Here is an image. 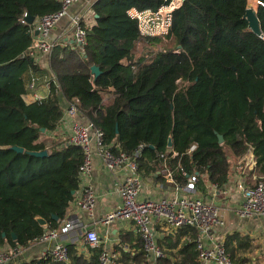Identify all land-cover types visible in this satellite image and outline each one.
<instances>
[{"label":"trees","instance_id":"1","mask_svg":"<svg viewBox=\"0 0 264 264\" xmlns=\"http://www.w3.org/2000/svg\"><path fill=\"white\" fill-rule=\"evenodd\" d=\"M171 1L96 0V23L88 27L85 52L55 46L49 55L51 95L27 103L26 76L39 67L28 54L33 25L23 19L26 13L39 17L55 11L60 3L0 0V246L27 248L45 232L38 217L48 228L65 217L79 186L83 149L40 137L57 128L75 99L81 103L79 120L104 129L116 151L131 153L144 145L142 170L156 173L166 160L182 185L198 172L223 186L232 173L230 156L252 150L254 169L264 175V38L245 17L250 0H185L173 11L167 40L143 37L129 9L157 10ZM257 2L264 33V0ZM138 45L141 51L135 52ZM94 64L101 69L98 76L92 73ZM44 149L47 156L30 153ZM186 234L190 238L182 242ZM196 234L191 227L175 236L165 233L158 239L166 253L159 263L199 264ZM130 236L121 237L133 243L129 249L117 245V264H144L142 238ZM251 241L239 232L225 239L235 261L259 264L246 255L255 248ZM68 248L69 261L53 264H99L104 250L89 247L86 256L73 243Z\"/></svg>","mask_w":264,"mask_h":264},{"label":"built area","instance_id":"2","mask_svg":"<svg viewBox=\"0 0 264 264\" xmlns=\"http://www.w3.org/2000/svg\"><path fill=\"white\" fill-rule=\"evenodd\" d=\"M58 1L59 9L36 17L32 24V42L28 48V54L35 61L39 55L50 53L55 47V43L50 40L51 31L63 17L68 15L70 16L73 40L80 51L85 52L84 47L87 44L89 27L86 13L78 12L70 15L71 6L79 0ZM182 3L183 0H172L157 10H140L132 7L128 12L132 18L137 20L139 31L143 37H161L167 40L172 27L173 11ZM26 15L27 13L25 17ZM23 21L26 22L25 18ZM262 37L264 38V36ZM52 79L48 81L50 92ZM36 83V78L33 77L28 82L27 90L35 89ZM35 98L39 101L43 100L37 94H35ZM80 105V100L75 99L66 107L57 128L45 132L40 137V141L55 140L73 143L83 149V162L79 167V182H82V179L92 171L94 155H98L109 170L123 173V181L119 186L121 203L103 217L102 224L111 225L116 221H125L135 225L143 241L146 256L144 264H160V259L165 257V248L158 244L157 226H161L165 230H179L185 227L196 229L197 234L194 241L198 251L199 264H242L232 258L227 251L225 240L218 236V228L225 227L226 220L222 215L221 207L201 192L198 186V172L188 175L184 185L177 184L180 194L172 198L156 200L142 197L143 177L139 160L143 155L144 145H139L131 153L123 150L116 151L114 146L117 144L106 142L104 129L96 126L93 122H82L77 119ZM66 121H70L67 134L56 136L55 130L63 126L62 124ZM196 146L195 143L192 144L189 151L194 150ZM164 173L166 178L176 181L172 169L168 165L165 166ZM211 186L215 195L220 185L212 182ZM238 187L244 196L238 209L239 216L242 218L264 217V175L252 186L240 182ZM96 201L95 190L87 184L81 187L79 194L74 195L71 203L73 202L78 208L86 210L92 215ZM61 220L59 226L47 228L41 235L40 241L53 242V244L48 245L32 264L68 262L69 248L67 244L60 241V237L64 234L69 235L75 230H80L85 235V243L88 247L96 248L103 244L104 240L100 237L96 227L87 228L75 216H68ZM18 251V248L0 249V264L11 263ZM118 258L119 253L104 249L99 257V264H117Z\"/></svg>","mask_w":264,"mask_h":264},{"label":"crops","instance_id":"3","mask_svg":"<svg viewBox=\"0 0 264 264\" xmlns=\"http://www.w3.org/2000/svg\"><path fill=\"white\" fill-rule=\"evenodd\" d=\"M94 1L95 0H79L71 6L69 12L70 15L78 12H85L88 25L95 24V14L92 11V4ZM50 40L55 43V46H77L73 40L69 15L63 17L60 22L52 29ZM49 55L50 53L39 55L36 58V63L39 69L37 71H29L26 76L27 81H30L34 77L36 78L37 82L35 89H28L23 95L27 103L37 101L35 94L40 96L42 99H45L51 95L48 81L54 78V76L49 67ZM77 119H80L78 115ZM69 124L70 121H66L64 124H62L63 126L60 128L58 127V129L55 130V135H66ZM230 161L232 162V173L227 183L218 187V191L215 193V195L212 192V182H209L205 175H203L204 178L202 179L201 175L199 174L198 186L205 196L209 197L222 209V215L226 220V226L218 228V236L220 239L225 240L228 234L239 232L243 235H249V237L252 239L251 242L253 245L261 244V235H264V229L260 227L258 222L250 221V224L256 227L255 229H252L251 226H249L248 221L260 218H242L238 214V209L244 198L242 191L238 187V184L243 182L245 185L252 186L260 177H262L254 169L256 166V160L253 151L251 150L246 156L243 157L235 156V158H231ZM163 163V169H158L156 173L151 171L147 172L144 169L142 170L140 167L143 177V186L141 191L142 197L159 200L161 198H172L180 194V191L177 189V184L180 183L177 180L172 181L165 177L164 169L167 165L166 160H164ZM122 181L123 173L121 171L114 172L109 170L104 166L102 159L98 155H94L92 171L87 177L82 179V182H79L78 190L74 192V195L79 194L81 187L87 184L93 187L97 195L94 213L91 215L88 211L82 210L78 208L73 202H70L65 215V217H77L87 228L96 227L100 237L102 240H104V242L102 241L103 244L101 246L104 249L119 253V255L120 252L117 250V245L122 246L126 250L130 248L131 244H133L129 240H127L128 242H121L122 236L130 233L131 240L141 237L137 231V227L131 223H127L125 221H116L111 225L102 224L103 217L121 203L119 186ZM61 221L62 220L59 221V225L61 224ZM47 228L48 227L46 226V229ZM156 228L158 239L163 238L167 232L171 233L172 236H175V233L180 230H165L161 226H157ZM258 237L261 238L260 241H258ZM189 238L190 237L187 234L184 235L182 237V242L189 240ZM60 241L67 245L73 243L80 252L84 253L86 256H90L89 247L85 243V235L80 230H75L69 235H61ZM52 244L53 242L45 243L38 240L27 248L18 247L19 251L14 255L12 262L25 261L33 263L40 257L41 253L47 248V246ZM0 249L8 250L12 248L6 244L0 246ZM256 249L259 248L256 247Z\"/></svg>","mask_w":264,"mask_h":264},{"label":"water","instance_id":"4","mask_svg":"<svg viewBox=\"0 0 264 264\" xmlns=\"http://www.w3.org/2000/svg\"><path fill=\"white\" fill-rule=\"evenodd\" d=\"M185 0H183L184 2ZM96 17H99L98 14H96ZM247 21H248V24H249V27L259 36H264V33L262 31V28H261V24H260V20H259V17H258V10L252 8V7H248L247 8V11H246V15H245ZM36 19V16L34 15H31V14H27L26 17H25V21L26 23L32 25L34 23ZM91 70H92V73L95 75V76H98L100 73H101V69L98 65H92L91 66ZM43 132H45V128H42L41 129ZM118 131V129H117ZM218 138H219V143H223L224 142V136L220 133H218ZM168 146L169 147H172L173 146V139L172 137L169 138L168 140ZM151 147H154L153 145ZM16 150L20 151V152H23L24 151V148L22 147H15ZM32 155H35V156H38V157H43V156H47L49 153H48V150L47 149H44V150H41V151H31L30 152ZM55 218H57V216L54 215ZM39 223L42 225V226H48L47 224V221L46 219L42 218V217H38L37 218ZM13 237L16 239V235L13 234Z\"/></svg>","mask_w":264,"mask_h":264},{"label":"rangeland","instance_id":"5","mask_svg":"<svg viewBox=\"0 0 264 264\" xmlns=\"http://www.w3.org/2000/svg\"><path fill=\"white\" fill-rule=\"evenodd\" d=\"M257 5H258L257 0H250L249 7H252V8L257 10ZM137 51L138 52L141 51V46L140 45H138L137 49L135 50V52H137ZM180 84H182V82H180ZM231 158H235V156L231 155L230 159ZM201 178L203 179L204 176L201 175ZM259 218L260 219H256V220L255 219L248 220L249 221V226H251L252 229H255L256 227L253 226L252 224H250V221L258 222L260 224V227H262V229H264V218H261V217H259ZM261 238H262L261 244H257V245L254 244L255 248L257 247L259 249H255V248H254V250L253 249H248L249 251L247 252L246 255L248 257H251V258L255 257L253 259L257 258V260L259 261V264H264V235H261ZM261 238L258 237V239H259L258 241H260ZM248 264H252V262H250V263L248 262Z\"/></svg>","mask_w":264,"mask_h":264}]
</instances>
